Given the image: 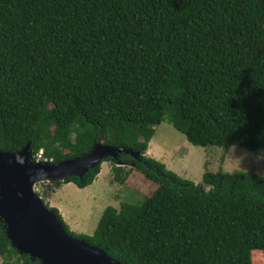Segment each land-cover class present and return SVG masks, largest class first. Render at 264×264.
Returning a JSON list of instances; mask_svg holds the SVG:
<instances>
[{
	"label": "trees",
	"instance_id": "16d2710c",
	"mask_svg": "<svg viewBox=\"0 0 264 264\" xmlns=\"http://www.w3.org/2000/svg\"><path fill=\"white\" fill-rule=\"evenodd\" d=\"M165 118L193 145L264 150V0H0V150L29 143L32 160L41 150L57 163L121 146L139 158L103 159L112 180L125 182L120 162L155 184L140 203L105 207L90 236L49 207L66 233L121 264H264L251 259L264 253V176L182 178L147 154ZM102 161L36 193L87 187ZM0 257L39 264L2 221Z\"/></svg>",
	"mask_w": 264,
	"mask_h": 264
},
{
	"label": "water",
	"instance_id": "95a60500",
	"mask_svg": "<svg viewBox=\"0 0 264 264\" xmlns=\"http://www.w3.org/2000/svg\"><path fill=\"white\" fill-rule=\"evenodd\" d=\"M120 152L139 158V151L99 142L82 156L57 163L32 160L29 143L17 151L0 150V221L10 245L39 264H121L101 248L66 233L33 189L39 181L81 177Z\"/></svg>",
	"mask_w": 264,
	"mask_h": 264
},
{
	"label": "rangeland",
	"instance_id": "374dc122",
	"mask_svg": "<svg viewBox=\"0 0 264 264\" xmlns=\"http://www.w3.org/2000/svg\"><path fill=\"white\" fill-rule=\"evenodd\" d=\"M153 136L148 142L149 156L157 157L165 166L194 183H200L204 170L223 172L243 171L264 176V150L250 151L245 147L221 148L215 145L205 147L189 143L167 118L153 127ZM112 162L102 161L100 173L87 187L79 188L74 183H62L53 189L49 197H43L48 207H56L69 229L75 233L92 235L98 219L107 206L119 207L122 201L140 203L152 193L155 184L148 181L140 172L122 165L120 176L125 182L113 178ZM117 171V172H119ZM116 172V169H115ZM127 175V176H126ZM46 182H37L33 189L42 192ZM251 259L264 262V253L253 251ZM2 259L0 257V264Z\"/></svg>",
	"mask_w": 264,
	"mask_h": 264
},
{
	"label": "built area",
	"instance_id": "2783aa9c",
	"mask_svg": "<svg viewBox=\"0 0 264 264\" xmlns=\"http://www.w3.org/2000/svg\"><path fill=\"white\" fill-rule=\"evenodd\" d=\"M41 154H42V151L40 150V151L38 152V154H37L36 160H42V156H41ZM43 161H46V160L43 159Z\"/></svg>",
	"mask_w": 264,
	"mask_h": 264
},
{
	"label": "crops",
	"instance_id": "0c3cea01",
	"mask_svg": "<svg viewBox=\"0 0 264 264\" xmlns=\"http://www.w3.org/2000/svg\"><path fill=\"white\" fill-rule=\"evenodd\" d=\"M149 151H150V148L147 149V154H149ZM155 158L160 159V155L157 156V157H155ZM100 166H101V165H100ZM99 173H100V171H99ZM99 173H98L97 175H99Z\"/></svg>",
	"mask_w": 264,
	"mask_h": 264
},
{
	"label": "clouds",
	"instance_id": "9594fccd",
	"mask_svg": "<svg viewBox=\"0 0 264 264\" xmlns=\"http://www.w3.org/2000/svg\"><path fill=\"white\" fill-rule=\"evenodd\" d=\"M36 160V159H35ZM43 161V160H42ZM45 162H47V161H45Z\"/></svg>",
	"mask_w": 264,
	"mask_h": 264
}]
</instances>
